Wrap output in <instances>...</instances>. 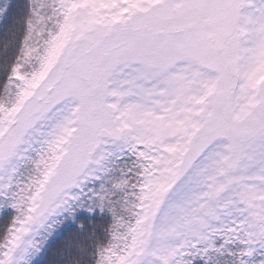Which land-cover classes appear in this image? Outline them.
I'll use <instances>...</instances> for the list:
<instances>
[{
  "label": "snow or ice",
  "instance_id": "6c2138e0",
  "mask_svg": "<svg viewBox=\"0 0 264 264\" xmlns=\"http://www.w3.org/2000/svg\"><path fill=\"white\" fill-rule=\"evenodd\" d=\"M0 264H264V0H0Z\"/></svg>",
  "mask_w": 264,
  "mask_h": 264
}]
</instances>
